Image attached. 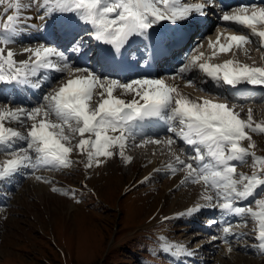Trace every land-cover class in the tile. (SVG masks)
<instances>
[{
    "label": "snow or ice",
    "instance_id": "obj_1",
    "mask_svg": "<svg viewBox=\"0 0 264 264\" xmlns=\"http://www.w3.org/2000/svg\"><path fill=\"white\" fill-rule=\"evenodd\" d=\"M3 2L4 0H0V4ZM158 3L163 4V8L157 7ZM177 4L178 0H113L111 3L108 0H43V3L41 0H31L29 6L35 7L38 12L43 11L45 17L56 13H78L80 20L94 27L92 38L111 45L114 49H110V55L99 57V60L119 64L122 62V48L134 38L145 42V49L152 51L154 59L157 43L152 38V31L157 25L162 22L173 25L192 23L196 15H206L214 6V0L186 3L183 6ZM9 7H15L17 13L7 15L3 24V29L9 33L7 38L0 39V43L5 44L33 19L28 15L20 16L19 0L15 5L9 4ZM221 19L250 28L251 34L259 37L260 47L264 48V30L258 31L255 26L264 24V7H239L232 13L225 12ZM226 40V43H220L217 37L215 43L209 41V47L214 49L213 55H216L217 50L228 52L234 46L242 47L251 42L246 35H228ZM196 51L199 52V49ZM24 52L30 53L29 58L17 63L13 51L8 50L5 56L3 49H0V82L27 84L39 69L67 72L69 78L45 94L43 102L38 106L0 108V145L10 148L17 138L26 141V148L14 152L12 158L0 167V178L15 174L22 167L32 169L33 174L40 166L68 168L73 163L70 158L73 152L86 156V169L94 163H103L101 157H113L117 149L127 162L131 157H125L123 150L126 142L135 139L137 135L134 125L149 118H160L169 123L168 132L192 146L195 152L187 163L179 157L176 159L186 169L185 180L203 184L201 199L205 203L187 208L184 214L197 213L204 207L240 217L250 213L258 219V235L255 239L264 250V210L253 212L251 207L239 204L264 186V157L256 156L251 151L255 144L250 135V132L264 133V125L253 124L251 110L247 119H241L234 107L210 99H202V102L190 100L163 79L136 78L127 83L118 78L101 79L87 67H71L65 51L45 46L44 43L26 48ZM67 52L83 53L82 38L74 39ZM97 56L98 54L92 53L90 57ZM201 56L203 53H194L177 75L187 73L197 66L217 83L222 80L224 84L231 86L241 83L264 86V67L249 66L233 60H225L219 64H197ZM53 57L63 63L54 62ZM5 65L7 72L4 70ZM74 72L80 74L73 76ZM125 95H130L131 99L122 98ZM9 120L21 125L30 121L27 134L5 127V121ZM174 121L179 122V130L173 126ZM75 136L79 139L73 144ZM245 140L248 141L247 147L242 146ZM162 142L172 145L176 140L168 137L164 141H143L157 144ZM199 146H203L206 151H202ZM30 153H35V159ZM206 156L211 157L208 163L204 162ZM246 156L254 157L251 175L237 173L236 166L231 163H243ZM35 178L44 179L41 176ZM52 190L59 191L56 188ZM214 200L217 203H213ZM256 203L264 209V199L257 200ZM212 223L217 221L213 220ZM223 232L231 234L232 229L224 227ZM218 238L223 239L213 237ZM193 254L191 251L187 252L189 256Z\"/></svg>",
    "mask_w": 264,
    "mask_h": 264
},
{
    "label": "rangeland",
    "instance_id": "obj_2",
    "mask_svg": "<svg viewBox=\"0 0 264 264\" xmlns=\"http://www.w3.org/2000/svg\"><path fill=\"white\" fill-rule=\"evenodd\" d=\"M181 1L184 2V0H178V2L182 3ZM1 7L2 4H0V16H4L6 13L2 11ZM216 24V22L213 23L208 33H206L207 35L201 38L203 43L201 44V41H198V44L196 43L195 46L202 45L205 48L207 45L209 47L208 44L204 43L208 37L211 40L213 38V43L217 41V37H219V41L222 40V43H226V36L231 35L229 33L240 32L244 34L245 32L248 34L243 30V27L237 28V26L225 24L220 26L221 32L216 33ZM226 32L229 33L226 35ZM249 46L257 50L255 43H250ZM212 50L214 51L213 48ZM220 53L222 54L223 52L216 51V54ZM199 91L200 89H198ZM254 135L260 140L258 144H255V148L263 152L264 133L255 132ZM145 148L148 149L147 153L149 154L151 149ZM172 148L175 149V145H172ZM176 151L178 150L176 149ZM152 153L154 152L152 151ZM74 154L79 157L81 156L80 153L74 152ZM141 154L144 155V152H141ZM259 157H262V155ZM253 160L254 157L247 156L243 163L238 162L237 167L239 170H237V173H252ZM72 161L73 163L68 168L58 170L54 177H52V182L62 187L59 191H53L52 189L61 188L60 186L50 188L51 186H55V183H53L54 185H48L49 188L45 186L41 189L38 186L32 185V181H28L26 177L21 179V182L18 181L19 185L16 186L17 182L9 188L4 182H0V191L8 192V195L0 202V204L3 203V209L0 212V264H101V260L98 258H101L107 250L110 253L111 251H117L113 246L110 247L106 235L110 227H114V224L118 220L119 208L115 204L113 208L107 205H102L98 208L97 202L92 198L93 195L81 183L85 171H82L80 160L74 158ZM150 165V161L136 158L133 160L131 167H129L130 169H125L118 157L113 163L101 170H97L94 166L86 169L85 174L89 176L87 181L106 201L113 203L119 195L121 196L119 205L123 209V214L121 223H118L122 226L124 224L129 227L136 226L148 217L142 224L137 226L139 230L159 220L161 214H169L174 209L180 210L187 206L184 203L185 201L182 200L178 185H163L154 176H150L148 180L143 179L136 184V180L147 172ZM131 185L134 187L130 191H127L128 193L125 196L124 194H120L122 190ZM131 191L133 194H131ZM131 198H135L137 204H134ZM257 199H264V186H262L260 192L252 201L254 206L250 205L258 211L261 208L259 206L255 207L254 201ZM181 213L184 214V212ZM196 214L198 218L204 216L200 213ZM241 220L244 221L239 222V224L243 223V225L240 227L238 241L236 243V240L233 239L231 243L234 247L238 244L234 250L235 254H231L232 256L219 252L220 248H216L217 251H215V248H211L210 244L196 247L195 244L198 241H205L208 234L202 231V229L204 230L203 227L202 229L196 226L184 227L188 224V221H185L181 215L171 221L159 224L158 228L153 229V231H147L153 234L151 237L153 240L152 245H157L158 247L157 249H149L148 251L154 255H158L159 258L152 260L146 258L145 261H140L139 264H177L168 250L169 248L170 251H173L177 245H184L188 247L187 249L191 250H195V248L197 251L199 250L200 254H202L198 255L197 258H206L204 264H264L263 251L257 248L247 249L245 245L240 246L255 241L254 225L256 223L250 213H245ZM201 221L199 220V224L205 225L206 222ZM143 230L146 231L145 229ZM232 230L238 231L237 228H233ZM132 232V230H129L128 233ZM200 233L202 234L197 235ZM139 237L140 234L137 232L129 244H136ZM172 238H182L188 241ZM140 244L142 243L140 242ZM174 250L177 251L178 249ZM192 252L194 254L191 259L194 262V260L196 261L194 256L195 254L197 255V252ZM217 253L223 255L217 257ZM134 254L135 252H130L128 256L127 253L122 252L119 255V260H126L125 263L132 264L130 257L132 258ZM210 255H213V260L209 257ZM107 264H109L108 261Z\"/></svg>",
    "mask_w": 264,
    "mask_h": 264
},
{
    "label": "bare ground",
    "instance_id": "obj_3",
    "mask_svg": "<svg viewBox=\"0 0 264 264\" xmlns=\"http://www.w3.org/2000/svg\"><path fill=\"white\" fill-rule=\"evenodd\" d=\"M16 2H17V0H5L2 3L1 8H3V6L7 7L5 9L6 10L5 11L6 16H4L5 18H7V15H16L17 9L15 7H9V4L15 5ZM30 2H31V0H19V3L21 4V8L19 10L20 16L28 15V16L33 17V19L28 21V26L22 27V31H18L16 33L15 37L10 40V42H8L6 44L0 43V49H3V54L6 56L8 50L13 51L14 60L17 61V63L29 58L30 53L24 52V49L37 47L41 43H44L45 46L51 45L50 40H45V37L47 34V28H48L49 24L53 23V27L55 26L57 28L59 26V29H57V30H61V27L63 26L62 24H63L64 18L69 20V18H74L78 14L75 12H73V13H56L52 16L45 17V13L43 11L38 12V10L35 7L29 6ZM108 2L111 3V2H113V0H108ZM154 2H155V0H154ZM199 2H202V0H200ZM41 3H43V0H41ZM186 3L194 4V2H191L189 0H184V2L177 4V6H183ZM234 4H236V2L234 0H214V6L212 8H210L206 12V15H204L203 17H204V19H206V17L208 19L209 18L212 19L214 17H212V15L210 13H208L210 10L212 12H214V14H216V12H215L216 9L225 10V12H227L226 11L227 8L229 6H235ZM157 7L163 8V4L158 3ZM217 18H218V16H217ZM0 21H3V18L0 19ZM217 22H220V21H217ZM168 23L169 22H162L159 25H157L155 28L162 29ZM228 23L229 24L231 23V24L238 26V24L233 23V22H228ZM210 26H211V23H209L207 25V28L203 33H200L195 37L196 41L189 38L190 42L186 43V46H188V48L186 50L184 49L185 54L182 55V61L184 62V65H186L188 63L189 57H191L194 53L199 55L201 47L199 45H197V46H195V45L198 41H201V38H204V36L207 35L206 33H208ZM220 29L221 28L219 25L218 30H220ZM34 32H36L37 34H40L42 32L43 34L41 37H34L31 35V33H34ZM152 32L154 35L160 34L159 32H157L155 30H153ZM237 35H241V34H237ZM8 36H9V33L5 34L3 36L0 35V39L7 38ZM209 41H211L210 37H208L204 41V43L209 44ZM202 43L203 42L201 41V44ZM249 44L250 43H247V44L243 45L242 47H238L240 49L239 51L233 50V51H231V53L226 54L227 56H225V57L230 56L231 57V58H229L230 60L239 62L241 64H247L249 66H255V67H264V56L261 54L262 53L261 51H263L264 48H261L259 45V49H261V51H258V50H255L254 48H251L249 46ZM205 47H208V46L206 45ZM197 49H199V52L196 51ZM211 50H212V48H211ZM65 53H66V56L68 57L67 62L74 64L75 60L73 58H71L72 56H70L67 52H65ZM236 58H239V59L236 60ZM52 59L54 62H60L55 57H53ZM176 63H178V62H176ZM70 66L72 67V65H70ZM183 66H181V67H183ZM161 67L162 66L157 65L156 71L163 70ZM78 68H84V66L79 65ZM87 68L93 70L97 75L100 76L101 79L114 78L113 75H108V74L104 73L103 71H100L99 68H96V67H87ZM170 68L171 67L167 68L168 72L170 71ZM180 68H177L178 72H179ZM171 69H174V68H171ZM193 69L194 68H191L187 73L180 74L178 76H175V75H177L175 73V75L168 77V78L167 77H157V78L163 79L166 82V84L176 87L182 95L188 97L190 100L202 102V99H210L214 102L226 103L229 107H234V110L240 114L241 119H247L248 118V112H249V110H251L253 124L254 125L255 124L264 125V112H262V110H264V104H263L264 103V94L246 95L243 97L244 99H241V98L233 99V98H231V96L224 94L223 90L221 88H218L217 86H215V87L212 86L207 80H205L199 76H193V74H194ZM4 70H5V72H7V66L6 65L4 66ZM47 71H48V69H43L42 73H47ZM174 72H176V71H174ZM174 72L171 71L169 73H174ZM37 73L38 74H35L34 76L30 77L36 83L30 82V78H29L28 83H27L28 87H25V86L20 87L14 91V97L17 98V100H11L12 98L10 97V95H8V97H6L5 95H2L0 97V108H13L14 109V108H18V107L31 108V107L38 106L40 103L43 102L42 98L45 94L51 92L53 89L57 88L62 82L66 81L67 78H69L68 74H65L62 76L63 73H59V72H56L54 70H50L48 74H52L54 76L53 81L58 79V77H60V78L57 81H55V83L51 87H49V88L45 87L44 89L39 90L38 84L42 83L43 79L41 77V73L38 71H37ZM79 74L80 73L74 72L72 75L75 76V75H79ZM161 74H163V73H161ZM160 75H157V76H160ZM136 78H152V77H145L144 75L143 76L142 75L141 76H133V75L128 74L127 76H125V79L123 81L121 79L120 80L123 83H127V82H130L132 79H136ZM189 81H191V83H189ZM198 89L210 91V93L205 92V91H199L198 92ZM31 90L36 92V96L33 97V95L30 93V92H32ZM117 94H119V92ZM122 98L131 99V96L125 95ZM165 115H167V112H165ZM149 123H150L149 126L146 129H144L143 132H140V133L138 132L139 131L138 125L137 124L134 125V130L137 132L136 137L139 138V140H137L136 137H135V139H129L126 142L125 147L128 148L133 143H135V141H137L135 145H139V143H140L141 145L147 146V148L150 147V149H151V151L149 149L150 153L145 158H142L143 157L142 155H137L136 157L129 156V157H131V159L128 160L127 162L124 159L122 161V158H119L120 161L122 162V165L124 166V168L128 169L129 167H131L132 161L135 158L140 157L143 159V161H150L151 162V165L148 167V169L154 167L153 172H151L148 176H146V178H147L146 180H148L150 176H154L158 180V182L162 183L163 185L167 184V185H178L179 186V189H180L179 193L181 194V197L183 198L182 200L185 201L184 203H186L187 206L181 208L180 210L174 209L168 215H174V214L179 213L180 211L185 213L187 208L193 207L198 203L199 204L205 203L201 199V192L203 191V184L202 183H193L191 180H185L186 169H179L178 168V165H182V164H180L176 158L179 157L180 160L186 161L188 159V156L186 154L183 155V153L188 151L191 148V146L187 145L186 143L183 144L184 141L182 139L176 137L175 134L167 131L169 123L166 120H160V123L162 125V127H160V129H156L153 122L150 121ZM30 124H31L30 121L26 122L23 125H21L18 122H14V121H10V120L5 121V127H12L14 130L21 132L23 135L27 134V129H28V127H30ZM173 126H175L177 128V130H179V128L181 127L179 125L178 121H174ZM250 135L252 136V140H253L254 144H258L260 141L258 139V137L256 135H254L252 132H250ZM168 137H172L173 139H175L176 143H174V145L182 147L183 150L181 148H179L180 151H178V152L173 151V149L170 148V145L163 143V142L159 143V144H157V143H143V141L148 140V139L164 141ZM78 139H79V137L75 136L72 140V143L73 144L77 143ZM180 144L182 146H180ZM243 144L248 145V141L247 140L243 141L242 145ZM199 147H201L202 151H206L203 148V146H199ZM24 148H26V141L21 140V139L19 140L18 143L11 146L10 148L7 145H2V146L0 145V167H2L3 163L6 160L12 158V154L14 152H19L21 149H24ZM170 150L173 152H170ZM152 151L155 152V154L151 156ZM30 154L35 159V153H30ZM165 154H168L169 156H165ZM118 155H119V150L117 149L116 154L113 157L107 158V159L101 157L100 159L103 160V163H101L99 165H96L94 163L93 166L96 167L97 170L98 169L101 170L104 167H107L109 164L113 163L114 160L118 159ZM70 157H72V156H70ZM210 161H211V157L206 156L204 162L208 163ZM236 162H238V161H232L231 163L235 164ZM169 165H171V167H169ZM195 166H196V164H194V167ZM58 169L59 168L40 166L34 170V174H33L32 169H30L28 167H22L18 170L17 173L10 174L9 176H7V178H9L7 180V184L13 185V183L15 181L14 175H17L18 176L17 179H23L24 177H26V179L28 181H32L31 182L32 185L38 186L41 189L45 186H47V188H49L48 185H54L53 183L49 184V181H50L52 175H54ZM59 174H60V171H59ZM35 176H41V177H44V179L43 180H37L35 178ZM161 177H162V179H160ZM51 187H53V186H51ZM247 201H248V198L244 201H240L239 204L243 205ZM220 202H223V201H220ZM213 203H217V201L214 200ZM249 207H251L253 209V212H260L261 211V209L257 211L256 208H253V206L249 205ZM0 210H1V207H0ZM197 213H201L202 215H206V216H203V218H202V220H204L206 222L205 225L199 224V220H198V218H196L197 214L195 215V213L191 214V215H185L184 216L186 218V220L188 221V226H192V227L198 226L201 228L203 227L204 228L203 231H206V233L208 234L207 239L206 240L204 239L205 241H198V243H196L195 246L201 247L202 245L210 244L212 246L211 248H215L214 249L215 251H217L216 248H220L219 252L226 253L225 255H228V256H232L231 254L234 253V250L236 249L235 248L236 245L234 247V245L231 243H232V240L236 239V237L238 236V234H237L238 231L232 230L231 234H225L223 232V228L224 227H230L231 229H233V228L238 229V226L236 227V225L238 223V222L236 223V220H239L242 217L232 215V214H229L227 212H221L219 210L212 209L209 207H204ZM213 220L217 221V223H212ZM239 225L241 226L242 224L240 223ZM212 233H216L217 235L212 234ZM213 237H223V239H219V238L213 239ZM225 239L227 242H225ZM247 247L251 248L250 246H247ZM174 249H176V248H174ZM174 249L171 252L174 255L178 254V251H176ZM182 249H183V253L187 259L186 260L184 258V260H181L182 262H184V264H192L191 257L193 255L189 256V255H187V252L195 251V252H197V254H200V252L197 251L196 248H195V250L186 249L184 247ZM221 255H223V254H221ZM221 255L219 253H217L216 256L218 257ZM209 257L212 260L214 259L213 255H210ZM233 257H234V255H233ZM194 258L196 259V261L194 260V262H197L199 264L204 263L205 259H203V257L198 259L196 256H194Z\"/></svg>",
    "mask_w": 264,
    "mask_h": 264
},
{
    "label": "trees",
    "instance_id": "obj_4",
    "mask_svg": "<svg viewBox=\"0 0 264 264\" xmlns=\"http://www.w3.org/2000/svg\"><path fill=\"white\" fill-rule=\"evenodd\" d=\"M118 255H119V253H115V254H113V258H111V260H113V262L114 261H116L117 262V260H118ZM118 262H119V260H118Z\"/></svg>",
    "mask_w": 264,
    "mask_h": 264
}]
</instances>
